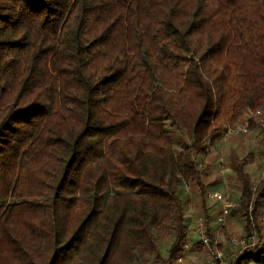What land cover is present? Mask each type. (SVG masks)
Masks as SVG:
<instances>
[{
  "label": "trees",
  "instance_id": "16d2710c",
  "mask_svg": "<svg viewBox=\"0 0 264 264\" xmlns=\"http://www.w3.org/2000/svg\"><path fill=\"white\" fill-rule=\"evenodd\" d=\"M244 117L264 122V0H0V264H173L178 187L208 219L195 157ZM230 150L259 238L264 171Z\"/></svg>",
  "mask_w": 264,
  "mask_h": 264
},
{
  "label": "rangeland",
  "instance_id": "374dc122",
  "mask_svg": "<svg viewBox=\"0 0 264 264\" xmlns=\"http://www.w3.org/2000/svg\"><path fill=\"white\" fill-rule=\"evenodd\" d=\"M256 114V113H255ZM256 117L254 116V119ZM247 123L248 130L246 134L242 137L235 138L229 141L228 136L224 134L219 140L214 144L208 146L207 152L205 154H198L195 157V163L197 169L200 173L199 179L204 187L205 191V200L203 207L207 212L209 218H206V215L201 212L200 199L198 196L197 188L195 185H191L189 182L182 181L178 187L177 194L179 198L184 203V215L192 214L194 217H200L204 223V233L207 235L213 243H215L213 250L223 252V257L234 258L240 252L233 243L230 242L231 238L237 239H246L248 242H252L256 245L259 241L264 240V201L262 202L259 210V220H257V229H261V237L257 238L254 233L256 230L251 228L250 232L246 235L242 233V224L239 217L235 216L231 210L226 217L224 223L219 225L215 222V216L219 210L220 205L209 195L213 193H219L225 197L227 201H230L235 204V199L238 196L239 192L236 188L232 170L229 167L228 159L229 155H232V148L239 149L241 148L242 152H246L247 165L245 171L249 175L251 182L255 183L263 175L264 171V122L260 121V126L249 125L247 117L242 118L241 121H238L235 126H240L243 123ZM234 127V126H233ZM227 128H231L227 126ZM262 128V129H261ZM262 130V131H261ZM243 155V154H242ZM10 200L1 202L9 203ZM234 207V206H233ZM189 225V221H188ZM191 225V224H190ZM192 227V226H191ZM262 227V228H261ZM186 240L188 247H191L194 253L191 260V263L187 261H175L173 264H205V255L203 249L193 242L197 239V235L192 232L190 229H187ZM171 239H159V251L162 256L166 255V250L169 246ZM188 250V248L186 249ZM186 250L181 253V258L183 257ZM229 258V259H230ZM131 264H136L132 261ZM145 264H162L156 261H148ZM254 264V263H250Z\"/></svg>",
  "mask_w": 264,
  "mask_h": 264
},
{
  "label": "built area",
  "instance_id": "2783aa9c",
  "mask_svg": "<svg viewBox=\"0 0 264 264\" xmlns=\"http://www.w3.org/2000/svg\"><path fill=\"white\" fill-rule=\"evenodd\" d=\"M247 130L248 126L245 122L240 126L226 128L224 135L228 136L230 134L246 133ZM209 196L214 200V202L220 205L219 210L214 219L217 224L222 225L229 214V210L234 206V203L227 201L225 197L219 193H213ZM186 217L189 221L188 229H190L197 235V239L195 241L197 242L198 246L203 249V253L205 255L206 260L205 264H232L233 258L229 257L230 259H225L223 257V252L213 250L215 243H213V241H211L210 238L205 235L204 223L202 218L197 216L194 217L192 214H187ZM230 242L233 243L237 248H239L240 253L243 251H247L248 249H252L255 246L252 242L250 243L246 239L231 238ZM187 248L188 245L184 242L181 245L182 253ZM176 260L181 261V256H179Z\"/></svg>",
  "mask_w": 264,
  "mask_h": 264
},
{
  "label": "crops",
  "instance_id": "0c3cea01",
  "mask_svg": "<svg viewBox=\"0 0 264 264\" xmlns=\"http://www.w3.org/2000/svg\"><path fill=\"white\" fill-rule=\"evenodd\" d=\"M210 211V209L208 210V212ZM193 242H196L195 240ZM194 253H196L195 251H193V249H191V247H188V250H186V252L184 253L183 257L181 258L182 261H187V263H191V260L188 258H192L194 255ZM183 264V263H181ZM250 264V263H248Z\"/></svg>",
  "mask_w": 264,
  "mask_h": 264
}]
</instances>
